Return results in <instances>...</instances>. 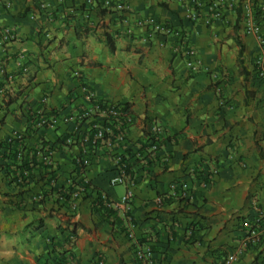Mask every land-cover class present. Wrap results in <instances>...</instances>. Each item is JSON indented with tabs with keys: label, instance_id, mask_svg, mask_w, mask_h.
<instances>
[{
	"label": "crops",
	"instance_id": "0c3cea01",
	"mask_svg": "<svg viewBox=\"0 0 264 264\" xmlns=\"http://www.w3.org/2000/svg\"><path fill=\"white\" fill-rule=\"evenodd\" d=\"M5 1L0 26L15 32L0 39V145L21 135L35 166L16 184L1 163L0 264H138L141 249L154 264H220L250 227L260 240L231 264H264V87L239 14L209 27L183 22L177 0ZM40 1L50 12L34 20ZM148 17L187 43L137 22ZM117 105L129 120H112Z\"/></svg>",
	"mask_w": 264,
	"mask_h": 264
},
{
	"label": "built area",
	"instance_id": "2783aa9c",
	"mask_svg": "<svg viewBox=\"0 0 264 264\" xmlns=\"http://www.w3.org/2000/svg\"><path fill=\"white\" fill-rule=\"evenodd\" d=\"M167 1L171 2V0ZM131 2L132 0H104L101 5L107 9L116 8L117 10H128V4ZM177 2L180 8L179 16L187 25H193L201 21L206 26L214 27L219 23L225 22L231 13L239 14L240 26L243 31L247 34L254 35L256 39L258 55L253 62V72L254 75L263 83L264 87V2H255L252 0H177ZM9 6V1H5L3 3V0H0V10H4ZM95 6H98V4H95ZM49 12L48 3L40 1L28 16L35 20L36 16H47ZM77 12H79L84 19L90 16L89 8L82 9L81 11L79 8L76 9L75 7L68 8L67 15L73 16ZM141 21L137 22L139 24L150 25L152 27V32L156 35H161L162 38H165L167 35H173L176 36L181 43H187V32H184L182 29L176 30L168 21L156 17H148L146 20ZM14 32V28H2L0 26V39L12 37ZM184 55L186 57L185 64L189 69L195 71L201 67L200 59L198 58L197 52L194 48L188 47L185 50ZM26 72L27 71L24 69L22 75L26 74ZM108 109L112 120H115L116 122H120L123 119L129 120L130 118V115L127 114L120 105L112 106ZM104 134L105 132L102 128H97L94 134V142L103 139ZM46 151L47 154L40 153L41 157H50L52 151L48 149H46ZM0 160V166L1 163H8L6 171L8 173V177L14 183L21 184L30 179L35 162L33 160L32 153L26 149L24 139L21 135L12 133L6 137L0 145ZM89 162V155L87 154L83 156L80 159L82 169L89 166ZM81 182L83 185H86L88 181L86 179H82ZM70 185H72L71 181ZM182 187L185 189L188 188L187 183H184ZM102 199L107 205L110 203L108 199H106L105 195H102ZM129 200L130 195L128 193L122 196L123 202L127 203ZM72 208L74 211H77L75 204H73ZM66 237L67 243L70 246L74 245L76 242V235L68 231L66 233ZM259 240L260 233L258 227H250L246 242L242 241L238 248H235L234 251L227 253L220 264H231L233 261L240 258L246 243H257ZM137 258L138 264H154L147 256V253L142 249L137 251Z\"/></svg>",
	"mask_w": 264,
	"mask_h": 264
},
{
	"label": "trees",
	"instance_id": "16d2710c",
	"mask_svg": "<svg viewBox=\"0 0 264 264\" xmlns=\"http://www.w3.org/2000/svg\"><path fill=\"white\" fill-rule=\"evenodd\" d=\"M12 101V99H9L8 100V103L9 102H11ZM98 204H101V201L99 200L98 201ZM68 231H70V233H73V234H75V229H74V227H72L70 230H68ZM63 232V231H62ZM66 236V235H65ZM65 240L67 241V237H65Z\"/></svg>",
	"mask_w": 264,
	"mask_h": 264
}]
</instances>
